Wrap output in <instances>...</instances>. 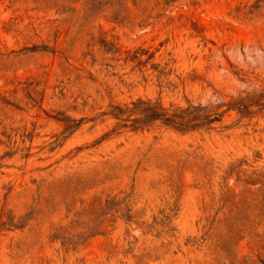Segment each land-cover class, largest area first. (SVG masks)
Returning <instances> with one entry per match:
<instances>
[{
  "label": "rangeland",
  "instance_id": "obj_1",
  "mask_svg": "<svg viewBox=\"0 0 264 264\" xmlns=\"http://www.w3.org/2000/svg\"><path fill=\"white\" fill-rule=\"evenodd\" d=\"M0 264H264V0H0Z\"/></svg>",
  "mask_w": 264,
  "mask_h": 264
},
{
  "label": "trees",
  "instance_id": "obj_2",
  "mask_svg": "<svg viewBox=\"0 0 264 264\" xmlns=\"http://www.w3.org/2000/svg\"><path fill=\"white\" fill-rule=\"evenodd\" d=\"M146 111L152 113V115H150L151 118H156V115L154 114V108L147 109Z\"/></svg>",
  "mask_w": 264,
  "mask_h": 264
}]
</instances>
